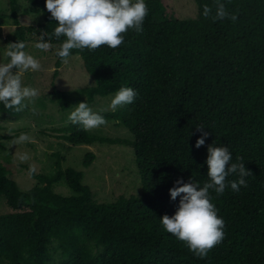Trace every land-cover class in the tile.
Masks as SVG:
<instances>
[{"label": "trees", "instance_id": "1", "mask_svg": "<svg viewBox=\"0 0 264 264\" xmlns=\"http://www.w3.org/2000/svg\"><path fill=\"white\" fill-rule=\"evenodd\" d=\"M7 1L16 26L8 44H26L30 36L39 42L47 33L45 40L59 50L66 38L54 36L58 22L47 11L46 0H26L43 12L40 28L26 27L19 19V0ZM220 2L230 14H238L235 22L204 18L203 6L211 7L214 16L216 0H195L198 16L193 20L176 18L173 0H147L142 32L130 29L116 49L72 50L71 56L79 55L95 79V86L84 91L90 102L121 87L138 93L132 104L100 114L126 127L134 141L98 139L73 123L71 135L61 139L72 146L100 142L132 149L142 196L99 203L83 183L82 172L73 169H59L55 175L31 172L38 184L23 192L0 163V197L12 209L0 215V264H264V0ZM56 52L55 76L63 64ZM53 95L63 110L69 108L67 92L54 87ZM0 111L20 114L3 103ZM197 126L208 132L199 149ZM212 144L227 147L233 163L242 157L252 175L238 192L229 186L217 196L210 190L225 221V238L200 259L160 219L178 210L180 197H170L177 180L193 179L201 187L208 181L207 149ZM93 161L87 154L84 167ZM57 180H64L73 195L57 194Z\"/></svg>", "mask_w": 264, "mask_h": 264}, {"label": "rangeland", "instance_id": "2", "mask_svg": "<svg viewBox=\"0 0 264 264\" xmlns=\"http://www.w3.org/2000/svg\"><path fill=\"white\" fill-rule=\"evenodd\" d=\"M173 1L176 18L179 20L197 18L198 9L195 0ZM10 8L7 0H0V63H7L6 46L12 40L16 29ZM18 17L26 27L40 28L45 23L43 12H37V8L26 0L18 1ZM28 38L25 51L40 62L42 70L24 72L22 83L23 86L37 89L39 96L31 102L26 100L24 103L27 107L18 116L0 111V163L10 170V178L21 191L28 192L38 184L31 172L55 175L59 169L63 171L73 169L82 172L83 183L91 188L94 199L99 203L112 204L121 198H141L142 182L132 149L119 144L100 142L72 146L61 139L71 135L72 122L69 120V115L74 107L86 102L94 112L111 113L114 111L109 105L115 94L98 96L90 102L84 91L94 87L96 82L85 70L82 58L79 55L71 56L67 64H62L59 73L55 76L54 55L58 47L53 45L52 49L42 51L35 47L38 42L35 38L31 36ZM54 87L67 92L70 102L68 109L63 110L54 97ZM21 133L28 134L31 137L30 142L15 144L14 140ZM87 133L92 137L111 142L134 141L133 135L126 127L110 121ZM21 154H27L29 160L21 162L19 160ZM87 154H92L94 161L90 167L85 168L83 164ZM53 190L65 197L73 195L64 180L55 181ZM11 212L12 209L6 199L0 197V215ZM60 252L59 250V253L54 254L55 260L60 258Z\"/></svg>", "mask_w": 264, "mask_h": 264}, {"label": "clouds", "instance_id": "3", "mask_svg": "<svg viewBox=\"0 0 264 264\" xmlns=\"http://www.w3.org/2000/svg\"><path fill=\"white\" fill-rule=\"evenodd\" d=\"M45 7L51 18L58 22L53 33L56 39L59 40L62 36L66 38L56 52L64 64L68 63L74 49L96 50L105 45L111 49L118 48L124 43L123 34L130 29L142 32L143 22L149 14L145 0H46ZM215 9L213 16V9L204 5V18H211L213 22L224 19L235 22L238 18V14H230L220 0H216ZM46 35L47 33H43L39 37V42L35 44L37 49L48 51L54 47L45 40ZM25 48L26 44L22 41L8 44L5 55L10 58L9 62L0 63V103L17 113L27 107L24 103L26 100L31 102L39 96L37 89L23 86L22 83L24 72L42 70L40 62L26 52ZM137 95L133 88L121 87L111 99L109 108L116 111L119 107L132 104ZM73 109L69 120L73 124L82 125L85 131L107 123L86 102L79 103ZM204 129L197 126V131L202 133L196 141L197 149L205 144L208 137V132ZM30 140L28 134L21 133L14 143L21 144ZM207 151L208 181L201 187L193 179L187 183L177 180L176 186L170 189V197L173 201L180 197L178 210L173 216L164 215L160 219L163 228L185 242L188 249L200 259H205L225 238V221L218 216L210 190L217 196L223 195L229 186L232 191L238 192L241 187L248 186L246 177L252 175L246 170L242 157L238 156L237 162H232L233 157L227 147L212 144ZM19 160L27 161L29 156L21 154ZM232 175H237L238 179L229 181L227 178Z\"/></svg>", "mask_w": 264, "mask_h": 264}]
</instances>
